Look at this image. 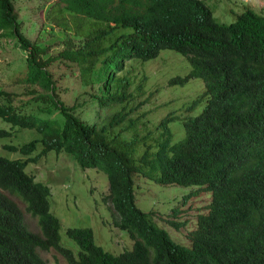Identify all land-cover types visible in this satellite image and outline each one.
Wrapping results in <instances>:
<instances>
[{
  "label": "trees",
  "instance_id": "1",
  "mask_svg": "<svg viewBox=\"0 0 264 264\" xmlns=\"http://www.w3.org/2000/svg\"><path fill=\"white\" fill-rule=\"evenodd\" d=\"M52 1L50 13L61 21L60 26L68 35L58 54H51L50 49L24 35V22L16 10L17 0H0V36L17 39L18 47L27 52L28 66L27 75L12 82L20 83L22 91L5 88L0 91L6 100L0 105V118L11 124L10 129L0 128L4 151L0 153V264H27L19 251V237L27 234L22 223L23 212L2 189L18 194L13 188H28L31 177L23 169L31 163L43 162L46 153L53 149L66 152L81 169L101 171L107 176L109 193L103 203H109L115 225L136 238L134 253L122 252L103 259L100 258L103 250L94 240L96 229L90 225L84 230L83 246L84 255L89 251L84 259L91 264H264V247H254L264 246V228L257 218L264 188L253 172L261 163L247 167L249 151L261 156L264 147L250 146L249 123L243 122L235 132V146L242 144L244 149L240 158L243 167L237 168L224 158L221 143L231 139L221 142L220 117L217 124L207 122L204 116L187 118L186 138L174 143L170 123L176 118L167 116L152 124L149 111L145 110L155 98L154 91L146 95L152 78L145 63L158 60L161 49L195 53L202 41H219L206 32L205 3L200 0L190 4L186 0ZM210 1L220 11L218 0ZM188 5L194 18L188 26L190 33L184 32L186 26L182 23L188 16ZM66 11L72 15L67 17ZM223 18L228 19L226 23ZM217 25L219 34L226 30L230 41H246L249 52L264 58V8H247L243 13L233 11L221 17ZM127 59H134L142 66L126 69ZM55 63L59 67L79 66L80 81L86 88L81 93L83 102L77 97L70 104L62 98L57 74L51 69ZM249 70L253 75L257 71L264 75V65L257 58L252 60ZM213 76L217 82L223 77L216 72ZM170 82L173 84L174 80ZM89 88L95 92L91 89L89 92ZM209 89L216 92L214 85ZM26 95L28 99H24ZM258 95H264V87ZM247 98L227 99L222 111L236 109ZM256 100L257 105L264 103L262 99ZM29 105L38 106L44 112L43 119L34 118L39 117L34 113L37 110L26 113ZM96 105L97 112L93 111ZM18 106H24L20 112ZM16 126L42 134L45 150L27 158L37 148L34 144L20 147L4 142L5 137L16 134ZM219 144L214 154L212 149ZM17 151L26 158L13 159L8 154ZM263 175L264 166L259 176ZM136 177L163 187L190 190L178 199L183 205L171 208L172 213L167 214L168 209L139 205L136 191L143 193L145 189L143 183L137 185ZM202 188L211 191V202L197 209L191 220H183L180 206L199 197ZM48 196L49 191L42 187L26 193L23 201L29 205L28 210H43L49 203ZM182 231L184 236L179 241L174 232Z\"/></svg>",
  "mask_w": 264,
  "mask_h": 264
},
{
  "label": "clouds",
  "instance_id": "2",
  "mask_svg": "<svg viewBox=\"0 0 264 264\" xmlns=\"http://www.w3.org/2000/svg\"><path fill=\"white\" fill-rule=\"evenodd\" d=\"M186 1L189 4L191 1L194 2V0ZM200 1L205 3L206 10L208 11V17L205 19L206 32H209L210 37L214 36L219 41H210V43L202 41L196 48L195 53H184L181 49H161L159 55H161L164 51H171L178 54L184 61H186L189 67L186 73L177 74L169 80L167 85L170 87H183L190 81L199 79L203 83V90L200 95L189 102L188 105L182 107L180 112L167 113L161 118L164 119L167 116L176 118L170 123V127L173 130L174 143H180L187 136V129L184 128V121L187 118L191 117L195 119L204 116L206 117L207 122L214 121L217 124V117H220L222 123L221 142L231 139L230 142L221 143L224 158H228L231 166L241 168L243 166L240 158L243 157L244 149H242V144L235 146V132L243 122L249 123L250 146L264 147V120L260 119L261 117H264V103L262 105H257L256 100V98L264 100V95H258V92L264 87V75L259 71L253 75L249 70V67L252 66V60H254V58H257L258 63L262 65H264V58L259 59L255 56L254 52H249L246 49V41H230L228 39V34L225 33L226 30L219 34L220 27L217 25V21L220 20L219 17L226 13H232L233 11L243 13L247 11V8L261 9L264 8V6H260V8H258L251 5L249 0H247V7L244 9L242 7L243 5H239L235 2L236 0H229L231 5H227L225 9L220 6V11H218L216 8L209 5L208 0ZM187 9L188 16L182 23L186 26V31L184 32L190 33L188 26L193 24L194 18L191 16V6L188 5ZM128 60L129 59L126 60L125 65ZM215 72L220 73L223 76L220 82H217V79L213 76V73ZM172 80H174L173 84L170 82ZM211 85L215 86V93L209 89V86ZM148 91L150 93L153 92L152 90H147V92ZM254 94L258 97L254 98ZM234 96H247L248 98L239 104L236 109L232 110L227 108L225 111H222L224 101L231 99ZM19 107L20 106H18V108ZM23 107L19 108V112ZM33 110L36 109H26V113ZM34 113L39 116L34 117L35 119H43L42 117L44 116V112L37 110V112ZM175 121L179 122V127L177 129L179 138H176V133L172 128V124ZM14 129L17 131L16 133L26 130L20 129L19 126H16ZM32 131L35 132L33 137H30L22 144H17L21 147L25 143H28L31 145L34 144L37 147L27 156V158L30 155L34 156L38 154L41 150H45V146L41 138L42 134L38 133L36 130ZM221 144L212 149L214 154L219 149ZM231 144L233 146H231ZM11 153L14 155L17 154V156H10L13 159H17V157L26 158L21 155V151ZM249 153L250 160L247 167L261 163L253 170V172L255 176L258 177L264 188V175L259 176L264 166V152L261 156L252 153L251 151H249ZM46 154L47 155L43 157V162L37 164L31 163L26 167V169H23V171L31 177L28 188L24 190L20 187L13 188L18 194H11L10 191L2 189V191L10 196L12 200H15L18 203L23 212L22 223L27 234L19 237V251L21 252V258H23V261L27 264H83L85 261L86 264H91V261L84 259V256L89 255V251L86 255H84L86 248L83 246L86 242V234L84 233V230L88 229L90 226H68L65 229L66 237L74 243V246L65 242L62 232L63 219L61 217L62 212L59 205V198L62 195V188L65 182L64 177L67 174L63 168L66 167L68 162H74V159H71L70 155L66 152L58 153L55 149L48 151ZM208 156H210V152L208 153ZM56 165H60L61 169H56ZM76 166L81 169L78 165ZM88 169L89 168H87V170ZM81 170L83 172L87 171L86 169ZM42 187H46L49 191V203H47V207L43 210H28L29 205L27 206L23 201L26 193H30ZM202 191L210 196L211 202V191L204 188H202ZM90 192L94 194V188H91ZM200 192L201 191H199V197L201 196ZM108 193L109 183L108 191L102 199L103 202L108 196ZM257 218L260 220L262 227L264 228V198L260 205V215H257ZM108 225L112 231H122L125 235L119 238V247H116L115 245H112L114 242L105 245L102 240L97 241L96 234H94L96 244L101 246L100 248L103 250L100 258L107 259L111 258L112 255L119 256L122 252H133V245L136 242V238L131 237L129 232L118 228L113 219L109 220ZM74 230H76V233L73 232ZM125 240L130 241V243L125 242ZM262 251L264 252V250Z\"/></svg>",
  "mask_w": 264,
  "mask_h": 264
},
{
  "label": "rangeland",
  "instance_id": "3",
  "mask_svg": "<svg viewBox=\"0 0 264 264\" xmlns=\"http://www.w3.org/2000/svg\"><path fill=\"white\" fill-rule=\"evenodd\" d=\"M236 3L247 7V0H236ZM251 5L260 8L264 6V0H249ZM52 0H17L16 10L20 20L24 22L23 33L30 39V41L41 44L43 47L50 49L51 54H58L64 48V42L68 39V35L60 26L61 21L54 18L50 13ZM208 3L214 8L210 0ZM259 3V4H258ZM218 4L224 9L227 5H231L229 0H218ZM228 14V13H226ZM223 14L221 17L225 16ZM67 17L72 13L65 12ZM219 17V19L221 18ZM226 22L228 19H221ZM49 53V54H50ZM27 52L17 45V39L14 37L5 38L0 36V91L2 88L8 91H22L23 86L19 84H12L13 81L24 77L28 73V66L26 64ZM141 63L136 62L134 59H129L126 64V69L131 67H141ZM145 67L149 68L151 73V80L148 84L147 90L155 92V98L145 106L148 112V118L152 124L157 123L161 117L167 113L180 112L181 108L188 105L194 98L200 95L203 90V83L199 79L190 81L183 87H170L167 85L169 80L177 74H184L188 71L189 67L178 54L171 51H164L159 55L158 60L145 63ZM58 79V86L61 88L62 98L68 103L73 104L77 101H84V96L81 95L86 88L82 87L80 81L81 70L78 65L59 67L58 63L51 66ZM21 73V74H18ZM119 73V72H118ZM64 74V75H63ZM10 75V77H9ZM14 75V76H11ZM16 75V76H15ZM154 80V81H153ZM89 88V92H90ZM92 92H95L91 89ZM75 92V93H74ZM80 93V94H79ZM151 94L149 91L146 95ZM26 95L24 99H28ZM6 103V100L0 96V105ZM16 103H20L17 101ZM28 106V105H27ZM27 109H38V106H31ZM199 110V109H198ZM93 111L97 112V105L94 106ZM140 113V110L139 112ZM7 127L10 129V124L0 119V128ZM179 122L175 121L172 128L176 133V138H179L177 131ZM35 132L32 130H23L20 133L10 135L4 138V142H12L15 144H22L30 137H33ZM4 152L0 141V153ZM10 156H17V154L8 153ZM56 169H61L60 165L55 166ZM67 172L62 188V195L59 198V205L62 212L63 219V238L66 243L74 246V243L66 237L65 229L68 226H94L96 229L97 241L102 240L103 243L119 247V238L124 236L125 233L118 230H111L108 224H103L112 219L111 210L107 204L103 203V196L108 191L109 180L107 176L101 171L83 172L79 169L75 162L71 161L63 168ZM63 173V172H60ZM138 184L143 183L145 191H136L138 195V203L144 208L151 209L159 207L160 209L167 210L172 213L171 208L183 205L178 202V199L189 190L177 186H160L154 181L147 182L145 179L137 178ZM94 188V194L90 189ZM198 198L190 199L186 206H180L183 211L181 217L183 220H191L198 211L197 209L203 208L210 203V196L203 193ZM183 203V202H182ZM190 207V208H189ZM97 214V215H96ZM94 215V216H92ZM98 216V217H95ZM167 217V216H166ZM189 226V225H188ZM190 228V227H189ZM188 230V228H186ZM176 238L180 241L184 236V232H174ZM121 240V239H120ZM125 242H129L125 240ZM187 242V241H186Z\"/></svg>",
  "mask_w": 264,
  "mask_h": 264
}]
</instances>
